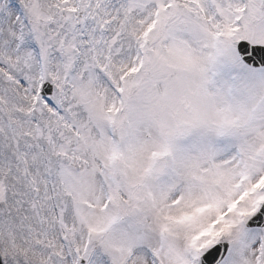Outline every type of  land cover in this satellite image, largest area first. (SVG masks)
Instances as JSON below:
<instances>
[{"label": "snow or ice", "instance_id": "1", "mask_svg": "<svg viewBox=\"0 0 264 264\" xmlns=\"http://www.w3.org/2000/svg\"><path fill=\"white\" fill-rule=\"evenodd\" d=\"M0 264H264V0H0Z\"/></svg>", "mask_w": 264, "mask_h": 264}]
</instances>
